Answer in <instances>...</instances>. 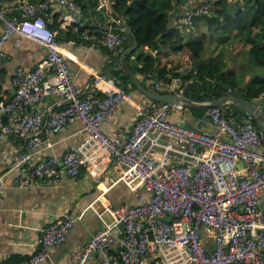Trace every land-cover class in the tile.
I'll return each instance as SVG.
<instances>
[{
	"label": "built area",
	"instance_id": "built-area-1",
	"mask_svg": "<svg viewBox=\"0 0 264 264\" xmlns=\"http://www.w3.org/2000/svg\"><path fill=\"white\" fill-rule=\"evenodd\" d=\"M184 1L177 28L187 33L193 19L208 14L216 0ZM8 2L15 3L18 13L8 14ZM108 2L96 0L95 9L108 16ZM52 4L61 10L63 29L84 27L74 0H0V61L8 56L4 45L10 37L16 47L30 39L46 51L34 69L14 70L13 94L0 100V140L16 136L26 143V151L14 161L11 184L34 189L55 186L83 170L97 175L99 164L109 158L123 168L121 181L137 200L105 208L111 221L100 216V228L73 264H264V128L254 123L256 117L246 111L226 116L219 106L209 107L205 114L217 127L212 133L169 119L185 108L183 103L148 99L135 121L104 131L103 124L132 89L111 83L102 73H94L92 83L107 87L106 94H89L75 83L57 30L48 27ZM125 21L116 18L114 25ZM127 40L124 29L110 27L99 42L112 51ZM177 83L175 79L167 88L177 90ZM162 85L154 81L157 91ZM45 98L53 99L47 110L40 106ZM258 98L264 101V92ZM72 120L82 125L81 143L32 164L34 154L52 146L44 138ZM5 177L0 172V200ZM74 224L75 218L63 213L42 228L30 257L1 264H40L66 242Z\"/></svg>",
	"mask_w": 264,
	"mask_h": 264
},
{
	"label": "crops",
	"instance_id": "crops-1",
	"mask_svg": "<svg viewBox=\"0 0 264 264\" xmlns=\"http://www.w3.org/2000/svg\"><path fill=\"white\" fill-rule=\"evenodd\" d=\"M84 1H87L85 7L79 5L80 20L84 27L94 25L95 30L89 31L93 32L92 37L87 43L79 41L76 36L68 34V29H63L60 23L57 28L60 48L75 83L85 86L89 94L103 95L107 93V87L94 85L92 75L94 73L105 74L111 83L118 85L120 80L116 74L118 71H123L119 64V58L129 40L121 48L111 51L102 47L95 33L101 34L102 38L104 30L110 27L114 29L120 27L118 24L114 25L116 18L124 19L126 16L118 14L113 9L115 0L108 2V16H104L95 9L96 0ZM175 1L173 2L175 3ZM176 4L170 11L171 25L175 28H177L186 8L184 0H178ZM7 10L11 16L18 13L14 2L7 3ZM59 12L61 14L60 8L52 4L46 17L48 25L55 28L52 23L58 20V17L55 16L57 14L59 16ZM125 23L126 21L122 24ZM207 31L205 25L194 24L189 32L183 34L184 37L188 35L189 39H195L199 33L207 34L208 41L201 59L217 62L225 70L235 71L239 87H246L254 77H264V70L260 75H257L259 69L256 68L257 65L250 59L251 57H248L247 47L238 50L232 45V42L215 43L213 40H209L211 34ZM126 33L128 34L127 31ZM85 36L83 37L85 38ZM13 41L14 37H10L5 43L4 51L8 56L0 61V100L9 99L13 94L12 75L17 67L34 69L46 56L44 47L30 39H23L19 47H16ZM160 56L162 60L157 58V62H164L168 68L177 66L181 72L189 68L181 53L170 51L164 52ZM131 58L133 60L134 57ZM174 60L177 63L172 65L171 61ZM143 78L144 76L141 75L140 79ZM145 83L154 88V79H147ZM176 86L178 88L180 83H177ZM164 89L169 90L165 86L162 90ZM173 92L176 93L175 90ZM148 99L147 96L133 89L130 98L120 106L118 112L111 119L103 124L104 131L109 133L135 121L138 108ZM52 102V98H45L40 106L47 110ZM184 106L182 111H174L170 114L169 119L197 130L212 133L217 131V127L206 117L205 112L193 111L186 107V104ZM44 139L51 142L52 146H44L41 151L34 154L32 164L52 155L60 156L66 149L79 145L83 139L82 125L78 120H72L66 123L59 132ZM25 151L26 143L21 137L7 136L0 140V172L6 173L4 195L0 200V264L23 261L30 257L37 250V242L42 228L65 212H69L75 218L72 232L66 242L51 250L49 257L40 264H73L87 240L100 228V216L111 221L105 208L137 203L135 193L121 181L123 168L109 158L103 159L99 164L100 172L97 175L83 170L75 177L61 178V181L55 186L34 189L13 187L11 181L15 171L12 167L17 156ZM147 264L154 263L148 262Z\"/></svg>",
	"mask_w": 264,
	"mask_h": 264
},
{
	"label": "trees",
	"instance_id": "trees-1",
	"mask_svg": "<svg viewBox=\"0 0 264 264\" xmlns=\"http://www.w3.org/2000/svg\"><path fill=\"white\" fill-rule=\"evenodd\" d=\"M74 1L82 7L87 4V1L84 0ZM173 1L175 0H115L113 2V9L118 14L126 16V23L132 28L138 43L137 49L124 57L126 66L138 78V81L140 80V83L148 89L163 95H171L174 94L173 91L165 89L157 91L155 88L147 86L145 80L162 81L167 88L173 80L178 79L180 86L175 91L195 103L215 101L228 93L249 101H258L260 93L264 92V77H254L246 87H239L235 71L225 70L217 62L201 59L208 36L199 33L195 39H188L183 36L184 33L180 29L172 26L170 11L177 5L178 0L175 3ZM203 1L205 0H198L200 4ZM89 6L91 5L89 4ZM55 17H58V20L53 21L52 24L56 29L48 25L51 30H57L62 22L60 12L59 16L57 14ZM193 22L198 26H206L207 32L211 34L210 41L213 40L218 44L232 42V45L238 50L247 47L248 55L255 65L264 68V41H262L264 39V0H216L210 6L208 14L194 18ZM93 30H95L94 25L77 30H75V26H71L67 33L76 36L79 41L87 43L93 33L89 31ZM84 35L88 39H85ZM95 35L100 40L101 34L96 32ZM258 36L261 37L257 38ZM128 40L125 49L133 44L129 35ZM170 51L181 53L189 68L181 72L177 66L168 68L164 62H157V58L162 60L160 56L162 53ZM131 57H134L133 60ZM176 63L175 60L171 61L172 65ZM141 75L144 76L142 80L140 79ZM116 76L120 80L118 86L137 90L125 72L118 71ZM186 107L200 113L207 110V108L192 105H186ZM219 107L226 116L238 117L245 112L231 104ZM261 111L264 116V105L261 107ZM254 123L262 127L257 119Z\"/></svg>",
	"mask_w": 264,
	"mask_h": 264
},
{
	"label": "water",
	"instance_id": "water-1",
	"mask_svg": "<svg viewBox=\"0 0 264 264\" xmlns=\"http://www.w3.org/2000/svg\"><path fill=\"white\" fill-rule=\"evenodd\" d=\"M122 29H124L125 31L128 32V34L132 38L133 44L123 51V53L121 54V56L119 58V64L121 65V68L123 69V71L129 76L133 86L139 92H141L142 94H144L145 96H147L150 99L165 102V103H168L171 105L177 104V103H183L186 105H192V106L201 107V108H209V107H213V106H221V105H225V104H231L233 106L241 108L242 110H244L246 112L253 114L256 117V119L261 123L262 127H264V116H263L261 108H260L261 106L264 105L263 100H258L255 103H253L252 101L246 100L243 97L228 93L224 97H222L218 100H215V101L195 103V102L190 101L185 96H181L178 94L163 95L159 92H156V91H153L151 89L144 87L140 83V81H138V79L135 77V75L131 72V70L126 66V64L124 62V57L126 55L132 53L138 47V43L136 41L135 35L132 31V28L127 23L122 24L120 27L115 28L114 30L121 31ZM120 227H121V229L124 228V226L122 224L120 225Z\"/></svg>",
	"mask_w": 264,
	"mask_h": 264
},
{
	"label": "rangeland",
	"instance_id": "rangeland-1",
	"mask_svg": "<svg viewBox=\"0 0 264 264\" xmlns=\"http://www.w3.org/2000/svg\"><path fill=\"white\" fill-rule=\"evenodd\" d=\"M186 38H188V35H186ZM188 39H189V38H188ZM247 56H248V55H247ZM248 57H250V56H248ZM250 59H252V58H250ZM256 68L259 69V70L257 71V75H260V74L263 72V70H264L263 67H259V66L257 67V66H256Z\"/></svg>",
	"mask_w": 264,
	"mask_h": 264
}]
</instances>
